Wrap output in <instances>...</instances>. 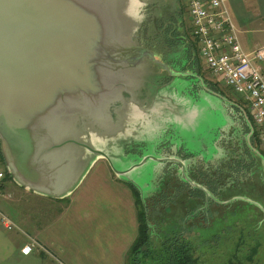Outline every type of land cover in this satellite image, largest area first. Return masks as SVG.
<instances>
[{"label": "water", "instance_id": "95a60500", "mask_svg": "<svg viewBox=\"0 0 264 264\" xmlns=\"http://www.w3.org/2000/svg\"><path fill=\"white\" fill-rule=\"evenodd\" d=\"M149 7L152 24L165 23L178 11L179 0H0V153L17 185L62 199L96 160L105 159L144 197L126 174L152 158L150 149L134 163L124 156L121 162L129 167L121 169L99 145L107 143L110 133L104 129L115 122L113 105H125L118 112L129 114L131 99L123 100L122 93L130 95L124 89L141 68L152 66L137 59V32ZM175 50L155 65H163L171 79L195 75L178 69ZM130 112L134 120L144 119L134 105ZM173 160L182 171L183 161Z\"/></svg>", "mask_w": 264, "mask_h": 264}, {"label": "rangeland", "instance_id": "374dc122", "mask_svg": "<svg viewBox=\"0 0 264 264\" xmlns=\"http://www.w3.org/2000/svg\"><path fill=\"white\" fill-rule=\"evenodd\" d=\"M182 3L188 11L187 0H182ZM186 16L187 20L190 21L187 12ZM190 29L192 30V26ZM155 56V59H161L160 54ZM201 63L203 78L217 85L226 94L236 96L248 110L247 102L227 87L219 76H214L207 70L203 60ZM174 70L177 71L176 68ZM163 76V65L152 64V66L147 65L141 68L132 84L124 89L130 95L122 93L123 100H128L130 96V104L127 107L129 114L118 112V109L124 108L125 105H120V103L113 105V108L117 110L115 122L111 129H104L105 134L110 133L109 136L105 135L104 137L107 143L99 145L109 154L112 162L123 169L128 168L129 164L126 161L121 162L122 158L124 156L132 158V153H126V151L133 145H140V142L145 146L148 144L146 149H150L148 155L152 158L142 167L126 174L128 179L141 186L146 201L149 200L148 192L154 187V180L160 167V163L156 161L159 157L155 155L154 149L164 140L166 130H169L168 126H172L180 137L187 139L184 141H187L192 148H201V141L207 142L204 137L207 136V130L210 127L216 131L215 128L225 124L224 129L228 132L233 125L232 120L228 121L229 118H227V113H224L225 109L219 97L204 91L197 93L196 98L187 96L190 81L185 80L183 76H178L171 79L170 83L168 81L166 84H159V80ZM121 91L123 90L121 89ZM133 105L138 111L144 113V119H133L130 112V107ZM147 117L151 120L147 121ZM124 119L122 128L119 129V122ZM260 147L263 149L261 145ZM132 162L134 163V161ZM0 168L6 172L4 162L0 161ZM256 170L263 172L260 166ZM139 173L142 175L137 178ZM254 173L253 178L256 180ZM113 175L117 177L114 173ZM260 181L263 186L258 189V195L257 192L251 191L250 194H254L253 197H250L245 191L239 189L233 198L227 200L229 207L240 208L241 210L233 213L231 208L226 210L229 208L227 206H212L215 209L214 214L211 210L208 216L209 222L205 226H199V220L194 219L183 227L184 207L182 200L181 204H174L175 208L172 214L167 213L165 209L152 210L149 222L153 248L140 254L136 264H168L169 254L164 252L161 245L164 244L166 238L171 237L178 229L182 228L187 236L185 238L190 242L187 248L194 253L198 259V264H264V176ZM233 201L235 205H233ZM10 206H12L10 213L6 208H0L23 231L28 230V228L20 222L21 215L19 219L16 216L17 211L22 213L24 210H28V220L31 223H39L40 215L49 213L43 208L41 202L31 196L15 201V203L11 201ZM187 207H189L188 204ZM128 264L133 263L129 260Z\"/></svg>", "mask_w": 264, "mask_h": 264}, {"label": "crops", "instance_id": "0c3cea01", "mask_svg": "<svg viewBox=\"0 0 264 264\" xmlns=\"http://www.w3.org/2000/svg\"><path fill=\"white\" fill-rule=\"evenodd\" d=\"M224 1L242 49L250 53L264 46V0ZM185 17L186 26H192L190 17V21ZM258 64L264 70V62ZM33 194L11 177L2 180L0 207L10 213L11 201L31 196L49 213H42L39 223H31L28 210L17 211L16 216L21 215L20 222L28 228L25 231L18 225L14 230L0 226V264H125L137 235L134 197L105 159L96 160L65 198ZM33 241L34 247L23 252Z\"/></svg>", "mask_w": 264, "mask_h": 264}, {"label": "flooded vegetation", "instance_id": "af4514ba", "mask_svg": "<svg viewBox=\"0 0 264 264\" xmlns=\"http://www.w3.org/2000/svg\"><path fill=\"white\" fill-rule=\"evenodd\" d=\"M179 3L178 11L169 18V21L164 23L167 24V27H164V24L162 25L159 21H155V24H152L153 13L151 11L152 14H150L151 9L150 7L148 8L146 12L147 17L137 32L138 45L141 47L137 59L143 58L146 62L155 64V62L159 61L155 59V55H170L173 49H176L181 65L189 69L191 53L190 48L188 47L187 51L186 46H184L186 41L179 40L181 44L178 43L177 48L172 47L169 36L173 28L170 24L175 23L181 28L180 32L191 39V42L198 47L197 40L192 35L190 27L186 26V9L181 0ZM177 15L180 17V23L177 21ZM200 66H202L201 60ZM182 69L180 70L184 72ZM163 75V78L159 80V84H166L171 80L169 74ZM183 78L188 80V78ZM191 79L190 77L187 96H194L196 98L197 93L204 91L215 97H219L225 109L224 113H227L228 121L232 120L233 125L229 128L228 132L224 129L225 124H221L218 128H215L216 131H213L210 127L207 130V136L204 137L207 142L201 141V148H192L187 141H184L187 139L176 136L178 132L174 129L171 131L169 129L166 130L162 143L154 149L155 155L159 157V160L156 161L160 163V167L157 170L154 187L148 192L149 200L146 201L149 218L150 212L155 209H165L167 213L172 214L175 208L174 204H181L182 200V206L184 207L183 227L194 219L199 220V226L208 224L210 211L212 210V214L215 211L212 206L223 205L228 208L227 200L233 198L239 189L245 191L250 197H253L254 194H250L251 191L257 192L258 195V189L263 186L260 179L264 176L263 160L260 157L262 155L264 159V150L260 147V143L256 141L254 136V133L256 134L257 132L256 127L244 103L236 98V96L226 94L213 83V86H209ZM193 84H195L194 88H192ZM145 149L146 146L144 144L133 145L126 153L131 152V161H135L141 156L143 151H146ZM248 149H250L252 154L249 153ZM257 152L260 155H257ZM134 156L137 157L134 158ZM174 157L183 161L181 177H188L193 180L202 179L204 182L207 179L206 176L214 177L216 195L211 194V197L206 202L203 200V196H200L203 198L191 197L189 186L180 180L181 165L173 160ZM0 158L3 162L1 155ZM258 166L262 168L263 172L256 170ZM253 173L256 175V180L253 178ZM182 189L186 190L183 191ZM232 203L235 205L234 201ZM187 204L189 207H187ZM201 206H205L203 210H200L202 213L196 214V210L200 209ZM230 208L233 213L241 210L235 207H229L226 210L228 211ZM162 217L165 218V216Z\"/></svg>", "mask_w": 264, "mask_h": 264}, {"label": "built area", "instance_id": "2783aa9c", "mask_svg": "<svg viewBox=\"0 0 264 264\" xmlns=\"http://www.w3.org/2000/svg\"><path fill=\"white\" fill-rule=\"evenodd\" d=\"M188 14L206 69L247 102L264 150V70L258 64L264 62V46L250 53L242 49L224 0H188ZM4 177L0 168V190ZM0 226L5 230L18 228L1 209ZM34 244L25 246L23 252L28 253Z\"/></svg>", "mask_w": 264, "mask_h": 264}, {"label": "trees", "instance_id": "16d2710c", "mask_svg": "<svg viewBox=\"0 0 264 264\" xmlns=\"http://www.w3.org/2000/svg\"><path fill=\"white\" fill-rule=\"evenodd\" d=\"M160 23L162 25L164 24L162 22ZM170 25L173 27L169 34L172 47L177 48V46L181 44L179 43V40H184V42L186 41V43H184V46H186L187 51H188V47L190 48L191 56H190L189 69L186 67L184 68V65H181L179 55L176 56L177 58L176 66H179L178 68L179 70L183 68L182 69L183 71H190L196 76L195 75H185L183 77H185L186 79L188 78V80L191 77L192 78L191 80L193 81H199V82L205 83L206 85L213 86V84L210 83L209 81H206L203 78L204 76L201 74L199 48L196 46V44L191 42V39H189L188 37H186L184 34L180 32L181 28L178 27L177 24L172 23ZM164 27H167V24H164ZM194 86L195 84H193L192 88H194ZM177 136H179V134H177ZM254 136L256 138L257 143H260L257 132L256 134L254 133ZM248 151L250 154H252L250 149H248ZM184 172H185V164H184ZM181 175H182V171L179 173L180 177ZM5 177H10L7 172H5ZM206 178L207 179H205L206 180L205 182L202 179L193 180L188 177H181L180 180L184 184H187L189 186V193L191 197L193 198H203L204 197L203 200H205L206 202L207 199L211 197V194L216 195V186L214 182L215 180H213L214 177L212 176L210 177L208 175L206 176ZM125 184L128 185V187L131 189L133 193L135 209H136V219H137V235L127 251L125 264H128L129 260H131L133 264H136L138 262V259H139L138 257L140 254L145 253L147 250H152L153 248L151 246V237H152L151 232H150L151 227H150V222H149V213H148L146 199L144 197L141 198L139 190L132 183L125 182ZM182 190L184 191L186 189H182ZM200 196H203V197H200ZM204 208L205 206H201L200 209L196 210V214L197 213L200 214L201 212L200 210H203ZM185 237L187 236L185 235L183 228L178 229L171 237L166 238V240L164 241V244L161 245L163 247L164 252L169 254V258L167 259L168 264H198L197 263L198 259L194 256V253L190 252L189 249L187 248V246H189L188 243L190 242Z\"/></svg>", "mask_w": 264, "mask_h": 264}]
</instances>
